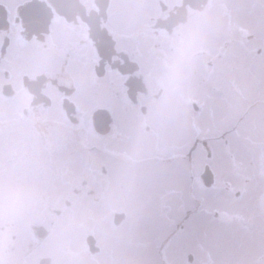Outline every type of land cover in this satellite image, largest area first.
Instances as JSON below:
<instances>
[{
    "label": "flooded vegetation",
    "instance_id": "1",
    "mask_svg": "<svg viewBox=\"0 0 264 264\" xmlns=\"http://www.w3.org/2000/svg\"><path fill=\"white\" fill-rule=\"evenodd\" d=\"M130 176L129 252L87 227L41 253ZM7 195L30 220L0 201V264H264V0H0Z\"/></svg>",
    "mask_w": 264,
    "mask_h": 264
},
{
    "label": "rangeland",
    "instance_id": "2",
    "mask_svg": "<svg viewBox=\"0 0 264 264\" xmlns=\"http://www.w3.org/2000/svg\"><path fill=\"white\" fill-rule=\"evenodd\" d=\"M239 20L244 21L247 23V25H253V21L249 19V17H245L243 15V12L239 13ZM233 103V102H231ZM247 108V102L243 105V109L245 110ZM239 156L242 154V158L246 160L245 166L243 168V171L246 174L249 173H256L258 170L255 166V164H249V159H250V153H247L248 151L243 149L242 151H238ZM246 154H248V158L244 157ZM242 159V160H244ZM152 171L154 172H159V167L155 166L152 168ZM232 171V169H231ZM144 170H139L138 173H144ZM233 172V171H232ZM135 176H130V179L127 181H117L116 185V190L118 192L119 196L113 197V196H103L100 199H97L95 197H79L80 199L77 201L78 202V207L77 210L72 212L70 214V218L73 220V224L71 225L70 229H67V220L61 219L60 224L56 223V226L54 227V237H53V244L51 246H45L42 250L41 253L44 254H49L52 253L53 251H57L58 247H61L63 245V240L64 238L72 237L75 241V244L70 242L69 245L71 247V250H74V246L77 248H81L83 246L81 240V236L84 235V232L86 231L87 227H90V230H93L97 236H99L100 241L104 242L106 246V242L108 245H112L109 247H113V241L118 239L117 244H121L123 246V251L124 252H129L130 250V243L128 241V237L130 235V218L129 220L125 223V225L117 230H114L112 228V225L109 220V214H110V208L112 207L111 205H116V206H125L127 207V204L130 202V188H134V186L130 187V180H135ZM125 195V196H123ZM23 196V195H22ZM22 196H17V195H7L4 196L3 198H0V201L4 199L5 204L8 206V209H17V213H6L7 215V220H13L14 215L17 217V220L21 219V223L24 224L28 222L30 219L27 220V215L28 213H25L21 216L19 214V208L22 206L24 207L23 210H26V208L30 205L27 202L25 204ZM57 203V202H56ZM25 204V205H24ZM27 205V206H26ZM151 209L153 211L148 212V215L150 216L151 221L154 220V207L151 206ZM130 212V209H128ZM11 215V218L9 219V216ZM19 215V217H18ZM146 220V218L144 219ZM154 227H152L151 224V230L153 231ZM71 232V235H70ZM124 239H122V238ZM25 244L20 245L19 242L12 244V245H7V250L5 253V264H17L18 258H20L23 254H21L24 251ZM106 248H108L106 246ZM129 249V250H128ZM72 250V251H73ZM56 253V252H55ZM64 261V260H62ZM122 263H125L123 261H120ZM127 264V263H125Z\"/></svg>",
    "mask_w": 264,
    "mask_h": 264
},
{
    "label": "water",
    "instance_id": "3",
    "mask_svg": "<svg viewBox=\"0 0 264 264\" xmlns=\"http://www.w3.org/2000/svg\"><path fill=\"white\" fill-rule=\"evenodd\" d=\"M117 216H118V215H117ZM118 217H119V218H122V217H123V215H119ZM118 217H117V218H118Z\"/></svg>",
    "mask_w": 264,
    "mask_h": 264
}]
</instances>
